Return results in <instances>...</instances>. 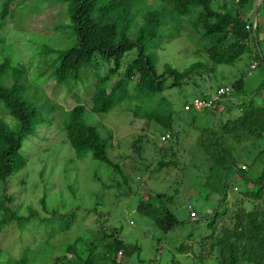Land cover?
<instances>
[{"label": "rangeland", "instance_id": "1", "mask_svg": "<svg viewBox=\"0 0 264 264\" xmlns=\"http://www.w3.org/2000/svg\"><path fill=\"white\" fill-rule=\"evenodd\" d=\"M227 1L229 8L247 12L248 23L253 27L255 24L254 39L248 50L231 65H215L202 51L212 43L193 27L197 9L194 14L179 18L169 13L171 8L166 0L135 1L133 29L142 24L143 15L149 11H163L169 19L156 41L159 72L164 71L165 65L184 71L197 62L214 68V72H202L187 84L153 98H138L132 94L131 99L106 114H87L88 123L95 126L104 139L112 135L108 154L121 170L115 172L95 160L91 153L77 158L67 139L65 122L69 111L77 105L87 106L90 111L97 80L94 70L78 82L57 84L52 78L60 52L77 43L70 4L52 0H0V66L8 62L13 69L24 71L19 81L23 87L22 97L39 111L34 133L27 137L22 149L26 167L6 184L0 182V200L7 194L19 216L30 217L31 211L38 215L29 223H15L1 231L0 264H56L62 257L73 261L75 256L66 251L76 239H81L78 254L86 259L89 244L101 245L105 232L115 228L126 242L141 249L122 256L120 261L118 256L112 257L121 264H217L202 249L200 241L212 232L208 217L218 210H227L218 222L232 225L238 211L257 208L260 201L242 194L256 187L234 173L229 178L227 198L221 200L220 189L225 177L218 173L210 179L212 162L200 145L204 134L201 128L212 131L223 122L240 117V103L248 101L264 107V0H250L243 10L239 0ZM6 2L10 3V10L3 20L1 12ZM257 4L258 9L263 5L259 16H251ZM254 62L258 66L251 69ZM104 72L105 69L100 74ZM240 79L243 90H234L231 98L222 99L215 112L185 110L194 99L210 93L215 95L219 88L232 87ZM14 83L13 73L8 70L2 84L10 88ZM236 101L240 103L235 105ZM227 106L233 108L231 114L225 112ZM169 108L173 111L178 135L177 140L162 143L165 130L146 114L164 113ZM1 122L14 131L20 130L19 121L2 102ZM230 142L236 148L238 166L242 169L243 165L247 166L246 176L253 180L261 176L264 140L251 138L238 144L230 139ZM160 148L174 149V152L164 156ZM163 159L168 165L159 171L158 165ZM175 160L177 164H171ZM157 193L172 196L170 209L181 221L179 228L165 236L151 219L137 211L144 195ZM42 200L46 202V211ZM75 210L77 218L67 233L59 226L55 230L47 228L42 222L53 212L66 214ZM192 211L197 213V220L190 217ZM182 245L185 249L181 252L178 248ZM202 251L204 262L199 259ZM104 253L102 247L95 249L96 264L105 262Z\"/></svg>", "mask_w": 264, "mask_h": 264}, {"label": "trees", "instance_id": "2", "mask_svg": "<svg viewBox=\"0 0 264 264\" xmlns=\"http://www.w3.org/2000/svg\"><path fill=\"white\" fill-rule=\"evenodd\" d=\"M52 1L70 4L72 28L77 39L74 47L60 52L59 59L55 62L52 78L57 84L78 82L83 76L89 77L91 74L89 71L94 70V76L97 79L90 111L88 112L87 106L84 105H77L69 111L65 122L67 139L75 149L77 158H83L91 153L95 160L106 164L115 172H121L119 164L115 163L108 154L112 135L104 139L98 129L88 123L87 114L109 113L118 104L128 98L131 99L132 94L138 98H153L167 90L187 84L196 75H202V72H214V68H208L207 64L197 62L184 71L174 69L170 65H165L163 72L158 71L156 41L160 37L161 28L165 23H169L163 11L147 12L143 15L142 24L137 29L135 27L133 29L132 22L135 19L133 9L136 0ZM166 1L171 8L169 13L179 18L190 16L194 14L195 9L198 10L197 20L193 27L211 41L212 44L204 47L202 51L215 65L234 64L248 50L250 41L254 39L253 29H247V12L240 13V10L229 8L227 0ZM249 1L239 0V4L243 6L242 10ZM262 6L258 9L257 16ZM9 10L10 3H4L1 12L3 20L6 19ZM131 54L133 56L127 60ZM102 68L105 69L104 74H100ZM8 70H11L15 79L14 85L10 88L2 84V78ZM23 73L24 71L19 68L10 67L8 62L0 66V102L20 123L19 131L12 130L4 122L0 123V182L5 184L10 177L26 167L22 149L27 137L34 133L39 117L38 109L22 97L23 87L19 81ZM231 89L232 93L234 90L241 92L243 81L238 80ZM222 99H227V97L218 101L217 109ZM239 103L236 101L235 105ZM239 106L242 111L240 117L229 120L227 123L223 122L218 129L212 131H207L205 127L201 128L204 129L202 131L204 134H202L200 145L207 159L212 162L210 179L218 176V173L225 177L220 189L222 201L227 198L229 178L234 173L239 174L241 179L256 187L242 194L260 203L257 208L250 211H238L232 225L218 222L227 214V210L214 212L208 217L210 221L207 223L208 227L212 228V232L201 237L200 241L202 249L206 250L217 264H264V170L258 178L249 179L245 174L247 166L243 165V169L238 166L236 148L230 142V139L238 144L248 142L251 138L264 140V107L255 106L248 101L240 103ZM186 111L196 110L192 108ZM232 111L233 108L229 106L225 109L228 114ZM135 115L139 116L137 112ZM146 116L163 127L165 132L162 136L168 134V140H177L178 131L175 129L171 108L164 113H148ZM160 151L166 156L165 153H173L174 149L160 148ZM172 155L176 157L177 154ZM162 162L158 165L159 171L168 165L164 159ZM171 164H177V161ZM11 201L7 194L3 200H0V234L9 225L29 223L38 215L37 212L31 211L30 217L19 216L15 211L16 208L10 203ZM171 203H173L172 196L164 193L144 195L137 211L151 219L165 236L181 226V221L170 209ZM42 205L46 211L45 200H42ZM53 213L50 218L42 222L47 225V228L55 230V227L59 226L62 232L67 233L72 229L78 212L75 210L66 214ZM80 241L81 239H76L74 244L67 248L66 252L75 256L73 261L62 257L56 260V264H96L93 257L95 249L100 247L105 250V262L121 264L120 260H112V257L118 256L119 252L125 256L141 250L138 245L126 242L116 228L105 232L101 245L89 244V255L86 259L78 254L77 245ZM184 249V245L178 248L181 252ZM204 251L199 254L202 262H204L202 256Z\"/></svg>", "mask_w": 264, "mask_h": 264}, {"label": "built area", "instance_id": "3", "mask_svg": "<svg viewBox=\"0 0 264 264\" xmlns=\"http://www.w3.org/2000/svg\"><path fill=\"white\" fill-rule=\"evenodd\" d=\"M254 14L253 12L251 13ZM252 28L255 29V24L254 27L251 23H248L247 29L251 30ZM258 66L257 62H254L251 66V69H255ZM232 93V89L229 86H225V87H221L218 89V91L216 92L215 95H212L211 93L205 97H199L194 99L191 103H189L186 106V110H190L192 108H194V110L196 111H204V110H210V111H215L217 109V103L218 101L223 98V97H228L230 96ZM169 139V135L166 134L164 136H162L161 140L162 142H166ZM191 218L194 220H197V213L196 212H191L190 214ZM123 256L122 252H119L118 254V259L120 260Z\"/></svg>", "mask_w": 264, "mask_h": 264}, {"label": "water", "instance_id": "4", "mask_svg": "<svg viewBox=\"0 0 264 264\" xmlns=\"http://www.w3.org/2000/svg\"><path fill=\"white\" fill-rule=\"evenodd\" d=\"M258 6H259V4H257L256 7H255V15H256V16H257V14H258Z\"/></svg>", "mask_w": 264, "mask_h": 264}, {"label": "clouds", "instance_id": "5", "mask_svg": "<svg viewBox=\"0 0 264 264\" xmlns=\"http://www.w3.org/2000/svg\"><path fill=\"white\" fill-rule=\"evenodd\" d=\"M253 13H254V15H255V9H254V12H253ZM255 16H256V15H255ZM256 17H257V16H256ZM257 26H258V24H257ZM252 29H253V28H252ZM253 31L255 32V29H254Z\"/></svg>", "mask_w": 264, "mask_h": 264}]
</instances>
